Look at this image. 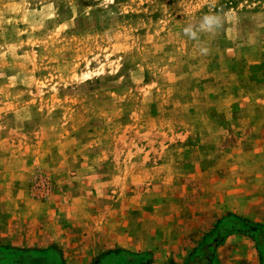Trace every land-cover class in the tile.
<instances>
[{
	"label": "rangeland",
	"instance_id": "1",
	"mask_svg": "<svg viewBox=\"0 0 264 264\" xmlns=\"http://www.w3.org/2000/svg\"><path fill=\"white\" fill-rule=\"evenodd\" d=\"M204 14L220 26L190 39ZM232 157L264 176V0H0L1 200L190 185Z\"/></svg>",
	"mask_w": 264,
	"mask_h": 264
},
{
	"label": "crops",
	"instance_id": "2",
	"mask_svg": "<svg viewBox=\"0 0 264 264\" xmlns=\"http://www.w3.org/2000/svg\"><path fill=\"white\" fill-rule=\"evenodd\" d=\"M239 160L190 185L109 195L96 180L25 205L0 195V264H264V176L241 175Z\"/></svg>",
	"mask_w": 264,
	"mask_h": 264
},
{
	"label": "clouds",
	"instance_id": "3",
	"mask_svg": "<svg viewBox=\"0 0 264 264\" xmlns=\"http://www.w3.org/2000/svg\"><path fill=\"white\" fill-rule=\"evenodd\" d=\"M220 26V18L215 14H204L196 25L189 24L182 29L183 33L190 39H197L199 32H213ZM200 51L206 52L207 49L201 47Z\"/></svg>",
	"mask_w": 264,
	"mask_h": 264
},
{
	"label": "trees",
	"instance_id": "4",
	"mask_svg": "<svg viewBox=\"0 0 264 264\" xmlns=\"http://www.w3.org/2000/svg\"><path fill=\"white\" fill-rule=\"evenodd\" d=\"M245 226V225H244ZM250 227V226H249ZM29 264H53L51 262H48L46 259L44 258H36V259H31L29 260Z\"/></svg>",
	"mask_w": 264,
	"mask_h": 264
}]
</instances>
